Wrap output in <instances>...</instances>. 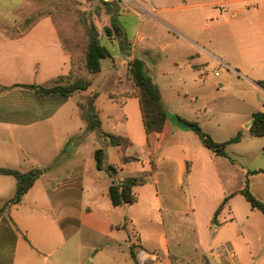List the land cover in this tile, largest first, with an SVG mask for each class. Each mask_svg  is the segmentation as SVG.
Returning <instances> with one entry per match:
<instances>
[{
  "label": "crops",
  "instance_id": "crops-1",
  "mask_svg": "<svg viewBox=\"0 0 264 264\" xmlns=\"http://www.w3.org/2000/svg\"><path fill=\"white\" fill-rule=\"evenodd\" d=\"M205 6L209 9L200 11L198 19L210 21L204 25L208 33H191V70L202 71L212 59L262 94L244 99L250 108L237 114L231 134L220 121L212 129L198 114L187 118L197 120L219 142L242 131L240 141L228 144V156L206 147L195 130L182 124L175 134H167L168 120L161 131L146 132L148 150L141 156L129 153V132L105 131L131 140L125 150L112 145L99 128H88L84 116L92 98L100 117L94 80L70 96L40 95L16 85L46 84L70 72L75 52L65 47L60 23L50 15L28 23L0 19V167L39 171L22 200L8 204L17 179L0 174V264H172L176 256L168 232L175 235L173 223L184 215L191 216L193 241L208 261H214L215 251L224 258L235 249L238 264H264V213L242 192L248 187L264 202V140L255 141L263 136L250 132L254 112L264 110V88L257 82L264 74L256 76L264 73V0H210L199 8ZM135 90L134 84L108 97L127 104V99L138 98ZM141 124L145 130L142 111ZM220 131L223 138L217 137ZM98 148H104L105 166L113 164L116 173L97 167ZM113 148L121 152L117 163L109 160ZM124 155L136 158L125 161ZM136 160L143 168L129 176L147 180L135 186V202L116 206L110 185L129 177L120 173Z\"/></svg>",
  "mask_w": 264,
  "mask_h": 264
},
{
  "label": "rangeland",
  "instance_id": "rangeland-1",
  "mask_svg": "<svg viewBox=\"0 0 264 264\" xmlns=\"http://www.w3.org/2000/svg\"><path fill=\"white\" fill-rule=\"evenodd\" d=\"M209 1L2 0L0 19L11 21L18 18L28 23L43 15L52 16L60 23L65 47L75 52L76 63L82 68L78 70L77 75L81 76H86L84 64L90 39L89 29L92 23L95 24L101 43L107 46L111 54L102 59V69L93 78L94 86L98 88L97 105L101 109L100 133L107 130L123 134L129 132L133 142L129 153L141 156L148 150V144L146 131L141 124L138 98L127 99L128 103L125 104L123 98L114 100L108 97L111 91L123 92L134 87L127 65L130 59L142 58L148 73L161 89L164 104L171 114L167 130L169 135L181 129L179 125L182 122L176 115L191 119L197 118L196 114L212 129L216 128L218 121L222 122L224 126H228L231 134L235 128L237 114L244 108H250L244 104V99L249 96L257 99L262 97V94L245 82L242 76L232 69L214 63L212 59L208 65H204L202 71L195 74L191 70L189 57L194 50L191 47V33H208L204 25L210 21L205 18L199 20L198 15L200 11L209 9L208 6L199 8ZM112 21L120 26L122 31L112 30V35H108L105 27L111 26ZM216 72H219V75ZM229 74L231 78L225 80ZM203 75L205 77H202ZM258 110H262V107ZM119 121L122 123L117 127L115 124ZM216 134L219 138L224 136L223 131ZM101 139L100 146L104 147L103 137ZM255 139L261 141L264 136ZM120 155V150L113 148L109 152L110 162L117 163ZM142 168L141 160L132 161L125 165L120 174H139ZM186 184L191 189V181H186ZM166 221L168 222V219ZM173 229L175 235L168 232L169 247L176 256L172 264L213 263L212 260L208 261L202 247L195 246L191 235V216H182L180 222L173 223ZM168 261L163 260L160 264H167ZM83 264L91 263L86 261ZM114 264L127 263L123 261Z\"/></svg>",
  "mask_w": 264,
  "mask_h": 264
},
{
  "label": "trees",
  "instance_id": "trees-1",
  "mask_svg": "<svg viewBox=\"0 0 264 264\" xmlns=\"http://www.w3.org/2000/svg\"><path fill=\"white\" fill-rule=\"evenodd\" d=\"M106 3L108 4V2ZM112 30L121 32L122 28L112 21L111 26L105 27V31L108 35H112ZM89 37L90 39L87 46L84 64L86 76L77 75L78 70H82V68L78 65V63H76V59L73 57L72 68L68 74L59 75L46 84L17 83L16 85L34 89L40 95H48L52 92H59L65 96H70L76 91L86 90L93 83L92 75L101 71L102 59L111 55L107 46L101 43L98 28L93 23L90 25ZM129 70L134 84L136 85V90L133 94L139 98L146 132L161 131L164 128L166 121L171 117V114L164 104L162 92L159 86L154 82L152 76L148 73L146 63L142 58L135 57L134 59L129 60ZM257 82L264 88V79H259ZM253 115L254 121L250 127L251 134L254 136H264V111L260 110L254 112ZM84 116L88 121L89 129H97L101 127L102 121L98 115L92 98L89 99ZM176 116L177 119L182 122V126L184 128L195 130L201 137L203 144L220 155L228 156V144L238 142L243 138V132L239 131L230 139L219 142L216 141L210 133L205 131L197 120H190L180 115ZM104 135L109 139L112 145L119 146L123 150L131 144V140L126 136L110 132H104ZM105 158L106 153L104 148H98L96 150L97 167L99 169L106 168V170L112 174L116 173V166L113 164L108 166L104 165ZM135 158L136 157L134 156L127 155H124L123 157L125 161ZM0 174H11L17 179V189L15 195L7 201L8 204L19 203L22 200L23 195L30 189L39 176V171L37 169L21 171L10 167H0ZM146 180L147 178L143 175L129 176L121 181L114 179L109 188L112 203L118 206L135 202L137 200V194L134 191V188L137 185L145 183ZM242 192L245 194L253 208L259 209L264 213L263 201L257 199L248 187H245ZM223 205L224 202L221 204L219 209ZM4 207L5 206L1 209H4ZM132 252L133 257H135L134 251ZM136 264L139 263L136 262Z\"/></svg>",
  "mask_w": 264,
  "mask_h": 264
},
{
  "label": "built area",
  "instance_id": "built-area-1",
  "mask_svg": "<svg viewBox=\"0 0 264 264\" xmlns=\"http://www.w3.org/2000/svg\"><path fill=\"white\" fill-rule=\"evenodd\" d=\"M253 1H258V0H253ZM216 74H219V72H216ZM237 259H238V251H236L235 249L227 250L224 258L220 256L219 251H215L213 264H238Z\"/></svg>",
  "mask_w": 264,
  "mask_h": 264
},
{
  "label": "water",
  "instance_id": "water-1",
  "mask_svg": "<svg viewBox=\"0 0 264 264\" xmlns=\"http://www.w3.org/2000/svg\"><path fill=\"white\" fill-rule=\"evenodd\" d=\"M264 111V110H263Z\"/></svg>",
  "mask_w": 264,
  "mask_h": 264
}]
</instances>
